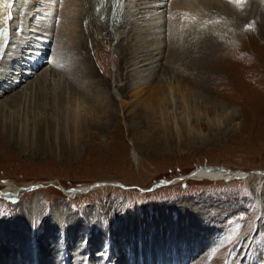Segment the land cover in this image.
Instances as JSON below:
<instances>
[{
	"label": "rangeland",
	"instance_id": "374dc122",
	"mask_svg": "<svg viewBox=\"0 0 264 264\" xmlns=\"http://www.w3.org/2000/svg\"><path fill=\"white\" fill-rule=\"evenodd\" d=\"M0 5L6 11L7 0ZM58 12L52 17L56 33ZM70 23L75 29L71 27L73 36L64 35V49L58 48L55 36L48 44L46 62L57 63L53 70L58 75L52 71L46 82H36L32 90H23V97L10 101L9 95L37 79V70L0 97V104L3 98L9 101L0 109V190L7 192V197L0 194V264H33L37 253L42 262L43 248L56 249L47 264H92L95 255L111 264L104 256L108 247L122 245L125 228L134 233L136 223L159 229V239L148 244L164 249L161 256L168 260L174 243L179 253L188 248L192 256L182 264H237L250 241L239 264H264V37L250 42L234 32L211 45L201 36L192 35L191 41L184 36L177 44L163 45V50L171 48L163 51L164 61H153L158 68L152 64L153 69L141 72L132 65L160 48V40L145 27L128 35L127 26V40L117 43L94 33L81 12ZM234 28L241 29L238 23ZM71 73L79 76L77 81ZM179 80L191 83L187 102L174 93L175 100L142 104L156 85ZM75 81L85 91L76 93ZM138 91L142 97L135 96ZM80 95L86 108L107 105L109 114L98 123L88 122L77 139L64 124ZM55 118L59 128H46ZM102 122L108 125L100 131ZM153 138H165L168 145L151 148ZM220 167L235 176L196 175L200 169ZM94 183L100 185L70 190ZM21 186L27 188L13 195ZM168 229L176 239L162 237ZM6 244L10 248H2ZM28 252L36 256L31 263L24 255ZM80 252L82 259L77 260Z\"/></svg>",
	"mask_w": 264,
	"mask_h": 264
},
{
	"label": "bare ground",
	"instance_id": "6f19581e",
	"mask_svg": "<svg viewBox=\"0 0 264 264\" xmlns=\"http://www.w3.org/2000/svg\"><path fill=\"white\" fill-rule=\"evenodd\" d=\"M9 3L11 4V7H7L6 11H4L3 7L0 5V97L4 95L6 92H8L9 94V92H11L14 88L18 87L17 86L18 84L25 82L24 80L29 79V77L34 75L36 72L39 73V71H41V73L38 74L37 79L30 80L31 83H29L28 86L26 87L24 86L23 89L21 88L22 91L19 90L20 92L18 91L14 92L15 95L12 94L13 96L9 95L8 99L10 101H12L13 99L16 100V99L23 97L25 93L24 89L26 88L27 92L29 90H32L33 87H36V82L38 81L46 82L49 76L52 74V71L54 74L58 75L56 69L53 70L55 66L57 65V63L52 65V61L46 62L48 44L50 42L51 37L55 36L56 42L59 45V47L57 46V44L56 46L59 49H64L65 40L63 41V39L69 38L67 36L69 32L71 31V27H73V24H74V23H70V21L73 20V14H76V12L78 13L81 12L83 14V21L86 22L87 26H89L90 29L92 28L94 33H100V34H103L104 36H110L115 42H117L118 40L126 41L128 38V35H130L129 33L133 32L132 30L135 31L137 28L141 30L142 27H145L147 29L146 31L148 35H153L158 40H160V48L158 49L155 48L154 50H152L153 55L151 53L147 55V57H150V58H147V59L143 58L141 60L139 57L141 61L135 64L133 63L134 65H132V67H136L135 71H137L138 69V70H142L141 72L151 69L152 64H155L154 66L156 69L157 67L156 63L153 61L156 60V58L157 60L160 59V62L164 61L163 51L168 52L170 51L169 48H171L169 47L163 50V45L166 44L167 42H168L167 44H170V43L177 44L176 42H179L180 40H182L184 36H186V40H188L189 38H192V35L193 36L197 35V38L198 36H201L202 38H205V40L211 45L217 44L219 42L217 41V38H219V40L221 41L222 39H225L224 37L225 34L226 35L234 34V32H236L237 37L239 39H243L247 36L248 38L246 39H248V41L250 42H253L255 39H262L264 37V0H242V3H236V2H233V0H62V1L60 0H7V4ZM60 9H61V15L59 13ZM55 12L56 13L58 12L59 16L61 17V24L58 25L59 29L57 30V33L56 31H54L56 25L55 23H53L54 19H52L53 14L56 15ZM248 18H251V19H248ZM236 23L240 25L241 27L240 31H235L237 29V28H234V25ZM254 24L256 26L255 29H254ZM127 26L130 29H127L129 30L128 35L125 36L124 31ZM73 28L75 29V26ZM75 31H77V29ZM256 32H258V34H256ZM72 33L76 34V32H72ZM71 36H73V34H71ZM98 38L99 37H97V39ZM192 39H189V40L191 41ZM227 39L229 38H226V40ZM76 48H78V46ZM125 48H126L125 50H127L128 46H126ZM62 60L63 59L61 60L59 59V64L63 63ZM172 61L173 59L171 60V62ZM47 65H50V68ZM63 66L64 65H61L60 69L61 71L64 72L65 69H62ZM45 67L46 69H44ZM169 67L170 66L168 65V68ZM200 72H201L200 75L204 77L206 76L205 72L203 71H200ZM72 75L75 76L74 74ZM77 76L73 78L76 81H77L76 79ZM76 81H75V85L77 88L76 87H73V88L75 89L76 93L79 94L81 92V88L83 89V87H81L83 85L82 83H85V82H82L81 83L82 85H79L81 80L78 82ZM189 84L191 83L187 82V80H179V81H174V82L170 81L166 84H163V86L156 85L155 87H153V89L151 87L152 90L148 91L147 98L142 102V104L148 105L150 107V103H153L154 101H160V102L166 101L170 99L168 97H171V99L175 100L176 98L175 94L178 95L177 97H181L183 100H186L187 102L186 96L189 95V93H191L192 91L191 85ZM83 91L85 90L83 89ZM141 91H138L135 94L137 98L142 97L140 94ZM114 95H117V94L115 93ZM8 99L4 100L3 98V101H1V104H0L1 111L7 107L9 103ZM81 99H82V95L75 98L73 101L74 105L72 106L73 107L72 111L65 114L66 123L64 125H67V126H65L64 129H68L69 127L70 129L69 133H71V135H73L77 139H78V134L89 127L88 122L90 123L91 121H93L95 123H98V121H103V119L105 118V117L101 118V115L106 116L107 114H109L107 105L102 106L101 104H98V106L93 105L91 108H86L84 106L85 105L84 102L81 101ZM145 101H148V102L145 103ZM138 103H140V101H138ZM164 105L165 104H163L162 106ZM89 115H91V117H89ZM149 115H152V114L149 113ZM150 118L151 117L148 116L147 119L148 121L151 122L152 120ZM47 122L49 126H46V128L49 129L50 125H53V127L56 129L59 128V123H58L57 118H55V120L53 121L48 120ZM105 125H108V124H105L104 122L101 123L102 127H98L99 129H101L100 131H103L105 129ZM56 129H53V130H56ZM1 132L6 134L5 130L3 129L1 130ZM163 139H161V141L163 142L162 143L161 141L153 138V140H151L150 142L152 143L151 148H158L160 146L168 145L166 141H164ZM226 174L234 175V173H229L221 168L219 169H209V168L200 169L196 173L197 176L202 177V178H207V177L215 178L216 176H221V175H226ZM238 175L239 174H236V176ZM260 181L261 182L258 183L257 188L255 189L256 199H258V193L260 192V188L263 187V179H261ZM14 192H13V195H15ZM32 207H35V206L32 204ZM36 209L37 208L35 207L34 210ZM55 224L56 226L60 225L59 221L57 220L55 221ZM145 227L146 226L141 228L139 223H136L135 228L134 229L132 228L134 230V233H131L129 229L125 228V234L123 236L126 238V241L123 242L122 245L118 246V248L112 244L110 247H108L106 255H104L105 257H107V259L109 258V260L112 261L111 264H133L134 261L135 263H139V264H168V262H170L171 259H172L171 264H182V262L185 261L187 258L190 259L192 257L190 254H188L189 253L188 248H184L185 252L179 253L178 249L180 247L178 248V245L174 243L169 245L170 247H173V250L171 252V259L168 260L162 257L160 252L163 251L164 249L162 248L154 249V247H151L148 244L149 243L148 241L150 240H153L155 238L159 239V229L153 228V231H152L150 230L151 226H148L149 228L146 227L147 230H144ZM141 230H142L143 235L141 233ZM146 231L148 232L146 233ZM151 231L153 232L152 234L153 238H150ZM251 236L253 237V235ZM162 237L164 238L169 237L170 240L174 238L172 233H170L169 229L166 231H163ZM249 242L247 246L245 247V249L249 246ZM2 248H10V245L6 244ZM245 249L242 251L240 258L237 261V264L240 263V259L244 255ZM55 250L53 251V249L50 250V248H47V249L43 248V250L41 251L42 252L41 256L43 257L42 262L40 260L41 258L40 254L37 253L40 263L41 264L49 263L47 261V256L48 255L53 256L56 253ZM250 250L251 249H249V251ZM217 251H218V247L215 250V254L217 253ZM14 252L13 254H10L11 252H9L7 255L13 256ZM100 254H98V256ZM24 255L25 257L27 256L26 258H29V261L31 263L33 261V256H35V253L28 252L27 255L26 254ZM75 257L77 258V260H81L82 252L75 255ZM1 258L2 256H0V262L3 263L4 259H1ZM38 259L35 260L33 264H39ZM92 260H93L91 261L92 264H105V262H99L98 258H96V255L92 258ZM144 260L146 261L145 263H144ZM215 263H217V261ZM17 264H20V263L18 262ZM218 264H222V263H218Z\"/></svg>",
	"mask_w": 264,
	"mask_h": 264
},
{
	"label": "water",
	"instance_id": "95a60500",
	"mask_svg": "<svg viewBox=\"0 0 264 264\" xmlns=\"http://www.w3.org/2000/svg\"><path fill=\"white\" fill-rule=\"evenodd\" d=\"M204 168V167H203ZM247 173H253V174H258L259 172H257V171H247ZM95 185H100V183H94V185H91V186H89V188H87V189H91L92 187H94ZM158 185V184H157ZM25 188H27V187H23V186H21V187H19L18 188V190H20V189H25ZM86 189V190H87ZM71 191L72 192H76V191H78L77 189H71ZM2 193V192H1ZM4 193V192H3Z\"/></svg>",
	"mask_w": 264,
	"mask_h": 264
},
{
	"label": "snow or ice",
	"instance_id": "6c2138e0",
	"mask_svg": "<svg viewBox=\"0 0 264 264\" xmlns=\"http://www.w3.org/2000/svg\"><path fill=\"white\" fill-rule=\"evenodd\" d=\"M233 2H236V3H242V0H233ZM6 6H7V7H11V4L9 3V4H7Z\"/></svg>",
	"mask_w": 264,
	"mask_h": 264
}]
</instances>
